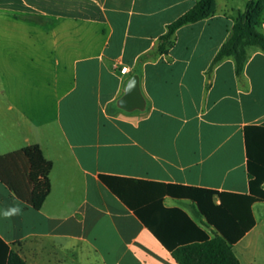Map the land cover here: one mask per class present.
Returning a JSON list of instances; mask_svg holds the SVG:
<instances>
[{"label": "crops", "instance_id": "obj_1", "mask_svg": "<svg viewBox=\"0 0 264 264\" xmlns=\"http://www.w3.org/2000/svg\"><path fill=\"white\" fill-rule=\"evenodd\" d=\"M247 1L215 0L151 55L195 0H0V155L38 145L51 162L39 210L0 183V264L10 251L26 264H176L98 175L248 195L243 132L264 126V51L249 48L240 75L231 58L209 72ZM134 75L144 108L126 112ZM163 205L213 235L192 202ZM250 209L232 250L264 264V203Z\"/></svg>", "mask_w": 264, "mask_h": 264}, {"label": "trees", "instance_id": "obj_2", "mask_svg": "<svg viewBox=\"0 0 264 264\" xmlns=\"http://www.w3.org/2000/svg\"><path fill=\"white\" fill-rule=\"evenodd\" d=\"M262 11L264 0L246 2L213 58L209 72L222 60L231 58L235 74L240 75L249 48L264 51V34L258 31ZM215 12V0H195L192 8L167 25L151 55L167 53L179 28L212 17ZM243 133L248 195L108 175H98V179L170 253L176 264H240L232 246L254 225L251 205L264 203V126H247ZM50 170L51 162L43 157L38 145L0 155V183L35 210L40 209L49 193ZM164 197L192 202L205 226L213 229V235L209 236L182 210L166 208ZM6 264L26 263L10 251Z\"/></svg>", "mask_w": 264, "mask_h": 264}, {"label": "water", "instance_id": "obj_3", "mask_svg": "<svg viewBox=\"0 0 264 264\" xmlns=\"http://www.w3.org/2000/svg\"><path fill=\"white\" fill-rule=\"evenodd\" d=\"M118 106L126 112L133 110H142L144 108V99L141 95L136 75L127 83L123 96L118 100Z\"/></svg>", "mask_w": 264, "mask_h": 264}, {"label": "clouds", "instance_id": "obj_4", "mask_svg": "<svg viewBox=\"0 0 264 264\" xmlns=\"http://www.w3.org/2000/svg\"><path fill=\"white\" fill-rule=\"evenodd\" d=\"M19 213V209L17 208H12L9 212L5 213V216H9V215H13V214H18Z\"/></svg>", "mask_w": 264, "mask_h": 264}, {"label": "rangeland", "instance_id": "obj_5", "mask_svg": "<svg viewBox=\"0 0 264 264\" xmlns=\"http://www.w3.org/2000/svg\"><path fill=\"white\" fill-rule=\"evenodd\" d=\"M258 219H262V218H264V214H258ZM235 251L237 252V249H235Z\"/></svg>", "mask_w": 264, "mask_h": 264}]
</instances>
